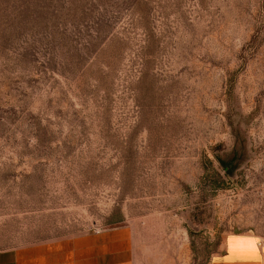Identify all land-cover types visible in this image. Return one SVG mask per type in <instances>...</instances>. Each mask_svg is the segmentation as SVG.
Instances as JSON below:
<instances>
[{"label": "rangeland", "instance_id": "obj_1", "mask_svg": "<svg viewBox=\"0 0 264 264\" xmlns=\"http://www.w3.org/2000/svg\"><path fill=\"white\" fill-rule=\"evenodd\" d=\"M115 231L264 238V0H0V252Z\"/></svg>", "mask_w": 264, "mask_h": 264}, {"label": "crops", "instance_id": "obj_2", "mask_svg": "<svg viewBox=\"0 0 264 264\" xmlns=\"http://www.w3.org/2000/svg\"><path fill=\"white\" fill-rule=\"evenodd\" d=\"M125 231L0 252V264H133Z\"/></svg>", "mask_w": 264, "mask_h": 264}, {"label": "clouds", "instance_id": "obj_3", "mask_svg": "<svg viewBox=\"0 0 264 264\" xmlns=\"http://www.w3.org/2000/svg\"><path fill=\"white\" fill-rule=\"evenodd\" d=\"M226 248L227 255L218 257L213 255L212 264H236V262H250V264H264V238L251 233L248 235L227 236L221 249Z\"/></svg>", "mask_w": 264, "mask_h": 264}, {"label": "trees", "instance_id": "obj_4", "mask_svg": "<svg viewBox=\"0 0 264 264\" xmlns=\"http://www.w3.org/2000/svg\"><path fill=\"white\" fill-rule=\"evenodd\" d=\"M221 164H222V162H220ZM222 165H224V164H222Z\"/></svg>", "mask_w": 264, "mask_h": 264}]
</instances>
